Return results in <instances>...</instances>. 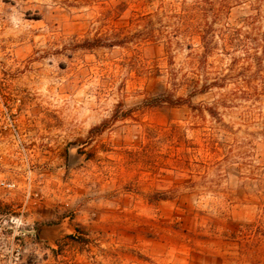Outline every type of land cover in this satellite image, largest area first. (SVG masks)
Returning a JSON list of instances; mask_svg holds the SVG:
<instances>
[{
    "label": "rangeland",
    "instance_id": "374dc122",
    "mask_svg": "<svg viewBox=\"0 0 264 264\" xmlns=\"http://www.w3.org/2000/svg\"><path fill=\"white\" fill-rule=\"evenodd\" d=\"M0 179V264H264V0H0Z\"/></svg>",
    "mask_w": 264,
    "mask_h": 264
},
{
    "label": "trees",
    "instance_id": "16d2710c",
    "mask_svg": "<svg viewBox=\"0 0 264 264\" xmlns=\"http://www.w3.org/2000/svg\"><path fill=\"white\" fill-rule=\"evenodd\" d=\"M204 37L205 36H202V42L204 43V50L207 52L209 50V42L206 41ZM249 58H251V59L256 58V60H257V57H255L253 55L249 56ZM208 87H209L208 85L204 84L200 87V91H205L206 89H208ZM191 95L192 94H189L186 97L178 96L176 98H173L172 95H166V96L159 97V99H157L156 101L168 102L171 105H184V104H186L190 107H194V106H192L191 101H190ZM209 111H211V108H209ZM97 127L98 126H95L94 128H97ZM94 128H92V129H94Z\"/></svg>",
    "mask_w": 264,
    "mask_h": 264
},
{
    "label": "built area",
    "instance_id": "2783aa9c",
    "mask_svg": "<svg viewBox=\"0 0 264 264\" xmlns=\"http://www.w3.org/2000/svg\"><path fill=\"white\" fill-rule=\"evenodd\" d=\"M14 185L15 184L11 181H8L5 179H0V187H2V188L10 189V188L14 187ZM12 220L14 221V223L16 224V227H17L19 225L18 223H20L19 220L17 219V217L12 218Z\"/></svg>",
    "mask_w": 264,
    "mask_h": 264
},
{
    "label": "water",
    "instance_id": "95a60500",
    "mask_svg": "<svg viewBox=\"0 0 264 264\" xmlns=\"http://www.w3.org/2000/svg\"><path fill=\"white\" fill-rule=\"evenodd\" d=\"M37 234L41 238H48L53 234V232H52V229H50V228L40 227L37 230Z\"/></svg>",
    "mask_w": 264,
    "mask_h": 264
}]
</instances>
